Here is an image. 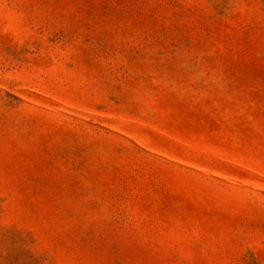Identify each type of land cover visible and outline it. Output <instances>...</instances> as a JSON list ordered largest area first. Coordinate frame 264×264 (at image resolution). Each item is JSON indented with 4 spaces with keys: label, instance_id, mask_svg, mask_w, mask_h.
Segmentation results:
<instances>
[{
    "label": "rangeland",
    "instance_id": "374dc122",
    "mask_svg": "<svg viewBox=\"0 0 264 264\" xmlns=\"http://www.w3.org/2000/svg\"><path fill=\"white\" fill-rule=\"evenodd\" d=\"M0 264H264V0H0Z\"/></svg>",
    "mask_w": 264,
    "mask_h": 264
}]
</instances>
